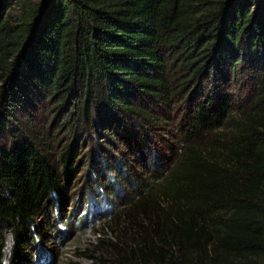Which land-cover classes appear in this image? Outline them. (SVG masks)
<instances>
[{"label":"trees","instance_id":"obj_1","mask_svg":"<svg viewBox=\"0 0 264 264\" xmlns=\"http://www.w3.org/2000/svg\"><path fill=\"white\" fill-rule=\"evenodd\" d=\"M245 86L246 106L233 93ZM176 98L180 144L165 157L142 106ZM45 101L76 137L108 130L149 159L131 181L115 158L134 192L111 185L94 262L264 264V0H0V264L5 232L8 264H30L37 219L77 176L79 146L52 154L23 120Z\"/></svg>","mask_w":264,"mask_h":264},{"label":"rangeland","instance_id":"obj_2","mask_svg":"<svg viewBox=\"0 0 264 264\" xmlns=\"http://www.w3.org/2000/svg\"><path fill=\"white\" fill-rule=\"evenodd\" d=\"M234 92L239 103L244 101L241 103L244 106L249 103L252 92L248 86L234 89ZM185 107V101L179 98L170 101L168 106L150 102L142 106L157 119L158 123L154 126L155 130L152 134V144L158 154L168 157L171 156L172 149L179 147L178 124ZM28 113L29 115L23 116V120L26 124L30 123L33 126L37 136L51 148L50 153L59 152L67 144H74L75 147L80 148L77 176L67 195L57 206L56 212L55 210L52 214L47 212L45 220L42 216L36 221V225H40L45 235L41 240L42 243L38 242L34 247L30 264H116L106 256L102 257L100 262L93 260L97 258V255L93 253V246L97 240L112 237L105 217L107 213L117 211L115 203L119 198L113 195L111 185L114 184L122 199L134 192L132 182L128 185L122 180V173L117 169L115 158H120V161L127 163L125 169L131 181L136 178V175L145 174L148 169L143 164L149 159L138 162L139 160L134 156L127 155L128 152L121 144L115 142V137L108 135L114 145L110 144L106 139L108 130H99V135H93L91 141L86 135H83V138L76 137L74 135L76 133L72 132L66 124H62L64 119L62 115L54 116L53 106L46 101L38 103L35 111ZM120 151L122 155L118 154ZM105 162L107 166H104ZM87 185L91 188L89 195L86 192ZM99 185L107 187V190L104 188L100 190L97 187ZM53 225L56 226V230ZM4 239L3 264H8L9 250L12 245L9 233H4Z\"/></svg>","mask_w":264,"mask_h":264}]
</instances>
